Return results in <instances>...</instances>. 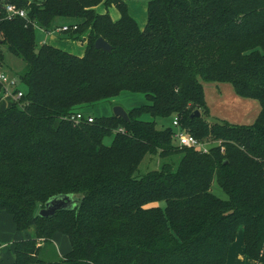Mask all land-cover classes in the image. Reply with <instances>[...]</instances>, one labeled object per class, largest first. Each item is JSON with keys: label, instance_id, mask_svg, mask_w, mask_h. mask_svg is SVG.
I'll return each mask as SVG.
<instances>
[{"label": "trees", "instance_id": "1", "mask_svg": "<svg viewBox=\"0 0 264 264\" xmlns=\"http://www.w3.org/2000/svg\"><path fill=\"white\" fill-rule=\"evenodd\" d=\"M6 4L27 18L6 19ZM99 6L115 7L119 19L98 14ZM146 15L140 30L122 0H0V64L7 53L25 64L12 74L22 97L0 111V213L17 231L33 229L13 244L10 264H226L239 228L245 256L264 264V0H152ZM59 19L77 26L66 36L86 33L82 56L36 44L35 30L51 32ZM98 38L110 53L94 47ZM202 82L256 101L254 123L206 121ZM122 92L147 102L126 110L128 122L67 120ZM195 111L200 117L190 118ZM144 114L175 116L198 141L216 145L206 154L179 148L171 128L157 129ZM147 154L180 159L175 169L134 179ZM213 182L226 199L213 195ZM59 195L76 205L38 217ZM55 234L70 250L43 260L41 245Z\"/></svg>", "mask_w": 264, "mask_h": 264}, {"label": "rangeland", "instance_id": "2", "mask_svg": "<svg viewBox=\"0 0 264 264\" xmlns=\"http://www.w3.org/2000/svg\"><path fill=\"white\" fill-rule=\"evenodd\" d=\"M127 7V14L131 17L137 27L142 30L146 24V7L147 4L152 0H122ZM98 14L107 13L111 20L116 21L119 19V12L115 7H110L105 10L103 6H99L96 9ZM73 24L71 20H56V27H61L62 25ZM55 36L61 40L60 43H54L53 47H58L59 49L68 52L72 55L81 56L84 53L85 41H78L79 38L83 39L86 33L79 35V38L71 37L65 34H56ZM35 41L37 45L51 44L52 39L46 35V32L36 29L35 30ZM79 54V55H78ZM3 70L9 74H16L17 76L25 71V64L21 59L13 57L10 54H5L4 61L2 63ZM13 75V76H14ZM14 78H17L14 76ZM204 90L205 104L207 106L206 114L204 119L210 124H226L229 126H250L254 123L260 107L259 104L254 100H247L237 96L231 85L223 83H213V82H202L201 83ZM18 89L22 91L24 88L18 83ZM1 101V100H0ZM14 103V102H13ZM147 104L144 96L142 94H134L129 92H122L116 98L108 101H100L93 104L82 105L75 109V112H81L86 116H92L94 118L105 117L113 114V109L115 107H121L125 111L132 108L140 107ZM174 117H169L167 119H153L147 114L141 116L140 120L146 122L154 121L157 129L170 128ZM112 137H106L103 140V144L109 146L111 144ZM180 156H171L168 158H160L155 155H145V157L140 162L137 170L133 174L134 179H139L145 174L151 171L160 170L163 165H171L175 169L179 163ZM211 192L214 196L219 199H226L224 192L218 187V185L213 182L211 187ZM159 207L163 208L164 203H157ZM155 205V206H156ZM39 212V211H38ZM29 234H33V229L28 231ZM62 252L59 244L56 241H51L47 243H42L40 257L46 261H55L60 258V251Z\"/></svg>", "mask_w": 264, "mask_h": 264}, {"label": "built area", "instance_id": "3", "mask_svg": "<svg viewBox=\"0 0 264 264\" xmlns=\"http://www.w3.org/2000/svg\"><path fill=\"white\" fill-rule=\"evenodd\" d=\"M4 12L6 14V19L12 20L15 18L26 19L27 12L25 9L17 8L12 4H6L4 6ZM77 26L75 24L67 25L64 24L61 27L55 28L51 32H46L47 34L53 33H66L69 31H75ZM43 31V30H42ZM45 32V31H44ZM0 86L2 98H11L14 102L18 101L22 97V92L18 89V79L14 78L11 74L3 70V66L0 64ZM68 121L75 124L86 122L88 124L93 122L92 116H86L79 112L71 115L67 118ZM173 131L172 140L173 143L179 148L193 149L199 153L206 154L209 149L216 145L211 141H198L196 138L191 136L186 130L182 129L177 117L174 116L170 127Z\"/></svg>", "mask_w": 264, "mask_h": 264}, {"label": "crops", "instance_id": "4", "mask_svg": "<svg viewBox=\"0 0 264 264\" xmlns=\"http://www.w3.org/2000/svg\"><path fill=\"white\" fill-rule=\"evenodd\" d=\"M56 34H60V33H56ZM46 35L52 39V43L49 44L51 46H53L54 43L62 42L55 36V33L53 34L46 33ZM13 102L14 101L11 98L1 99L0 111ZM28 231H30V229L25 230V231H17L12 221V217L5 212L0 213V264H10L13 262V259H14L13 244L15 242L27 240L31 238L33 234L32 235L29 234ZM52 241L53 242L56 241L59 244L62 250V252L59 250L60 257H62L63 255L69 252L70 244H69L68 239L65 236H62L60 234H55L52 238ZM226 264H258L250 260L249 258H247L244 254L243 229L242 228H239L237 230L235 241L229 247Z\"/></svg>", "mask_w": 264, "mask_h": 264}, {"label": "water", "instance_id": "5", "mask_svg": "<svg viewBox=\"0 0 264 264\" xmlns=\"http://www.w3.org/2000/svg\"><path fill=\"white\" fill-rule=\"evenodd\" d=\"M94 47L97 50H101L104 53H110L111 47L101 38H98L95 43ZM113 116L122 119L124 122H128V116L126 111L121 107H115L113 109ZM200 117L199 111H195L190 118H198ZM76 205L74 199L70 195H59L48 199L43 208H41L38 212V217L40 218H51L55 215L58 211H65L70 210Z\"/></svg>", "mask_w": 264, "mask_h": 264}]
</instances>
